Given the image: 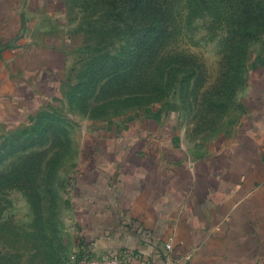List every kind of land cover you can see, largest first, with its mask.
Masks as SVG:
<instances>
[{
  "label": "rangeland",
  "instance_id": "374dc122",
  "mask_svg": "<svg viewBox=\"0 0 264 264\" xmlns=\"http://www.w3.org/2000/svg\"><path fill=\"white\" fill-rule=\"evenodd\" d=\"M66 2L57 96L30 124L0 128V264H71L72 199L90 156L116 138L215 150L244 119L249 74L264 64V0H154L168 27L144 53L132 0ZM113 57L123 65L108 69Z\"/></svg>",
  "mask_w": 264,
  "mask_h": 264
},
{
  "label": "crops",
  "instance_id": "0c3cea01",
  "mask_svg": "<svg viewBox=\"0 0 264 264\" xmlns=\"http://www.w3.org/2000/svg\"><path fill=\"white\" fill-rule=\"evenodd\" d=\"M67 7L0 0V128L30 124L57 96ZM249 80L244 119L213 151L190 149L184 138H116L93 153L72 199L79 241L160 262L172 239L181 264H264V64Z\"/></svg>",
  "mask_w": 264,
  "mask_h": 264
},
{
  "label": "trees",
  "instance_id": "16d2710c",
  "mask_svg": "<svg viewBox=\"0 0 264 264\" xmlns=\"http://www.w3.org/2000/svg\"><path fill=\"white\" fill-rule=\"evenodd\" d=\"M123 1L126 2L128 0ZM153 1L132 0L129 6V8L133 6V9L139 12V24L142 27L139 36L135 39V48H139V52L143 53L164 39L168 27V19L165 16L164 9L162 7L153 8ZM112 59L114 63L109 65L108 69H117L123 65L122 59L117 57ZM102 69L99 68L93 73V80L105 77L106 74L100 73Z\"/></svg>",
  "mask_w": 264,
  "mask_h": 264
},
{
  "label": "built area",
  "instance_id": "2783aa9c",
  "mask_svg": "<svg viewBox=\"0 0 264 264\" xmlns=\"http://www.w3.org/2000/svg\"><path fill=\"white\" fill-rule=\"evenodd\" d=\"M173 240L165 243L163 259L160 262H150L137 259L132 252L122 251L118 254L98 252L86 243L79 241L76 248L70 254L71 264H181L173 256ZM189 258V256H187Z\"/></svg>",
  "mask_w": 264,
  "mask_h": 264
}]
</instances>
